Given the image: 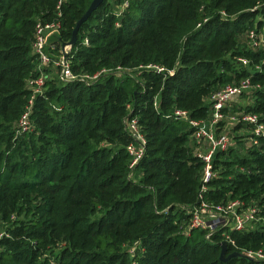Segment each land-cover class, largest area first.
<instances>
[{
  "label": "trees",
  "instance_id": "16d2710c",
  "mask_svg": "<svg viewBox=\"0 0 264 264\" xmlns=\"http://www.w3.org/2000/svg\"><path fill=\"white\" fill-rule=\"evenodd\" d=\"M91 2L67 0L58 16V0H0V264H264L223 261L220 233L186 230L184 206L200 204L204 165L195 128L174 114L206 119L211 95L246 77L261 88L233 110L264 114L263 52L245 43L249 30H264V0H104L69 58L75 73L107 72L91 85L49 79L34 95L37 20H60L68 42ZM31 99L33 128L18 134ZM128 116L147 139L134 169ZM213 163L204 200L256 203L264 219V137L218 151ZM230 234L227 254L264 251V224Z\"/></svg>",
  "mask_w": 264,
  "mask_h": 264
},
{
  "label": "built area",
  "instance_id": "2783aa9c",
  "mask_svg": "<svg viewBox=\"0 0 264 264\" xmlns=\"http://www.w3.org/2000/svg\"><path fill=\"white\" fill-rule=\"evenodd\" d=\"M65 1L67 0H58V16L61 15V6ZM127 5L128 1H124L118 6L117 14H121ZM60 30V20L45 22L38 19L36 22L32 53L38 60V73L36 76L27 79V87L33 91L34 95L44 92L45 84L49 79L56 78L63 84L78 80L86 85H91L107 72L103 69L94 74L75 73L69 58L72 45L63 42V47L59 50L54 47L56 42L52 39L55 36L60 39ZM245 43L250 49L263 52L262 62L264 63V30H249L245 35ZM85 44H88L87 39H85ZM239 60L245 66L250 63L246 58H239ZM157 68L161 70V68ZM256 68L261 69V64L256 65ZM54 71L55 73L52 76ZM118 71H120V68ZM260 88L261 85L254 84L250 77L243 78L237 84L223 86L211 95L212 111L206 119H192L187 110L176 109L174 112L176 117L189 120V123L195 128L193 152L204 165L200 204L184 206L186 212L190 215L186 230L188 231L191 228L205 230L206 239L208 240L213 234L220 233V242L226 241L228 246L231 243L236 247L230 234L231 231L247 230L250 223L261 219L258 215L259 208L256 203L244 206L240 199H229L222 203L207 202L204 200L203 194L207 191L209 182L217 176L213 163L214 155L218 151H226L229 148L237 147L231 131L226 129L227 126L223 127L225 123L248 129V148L258 145L260 138L264 137V114L249 112L245 109L233 110V106L243 97H246L249 100L248 103L251 104L254 92ZM32 101L33 99L30 100V104L18 122V134L31 130ZM124 124L125 130L132 138L126 149L131 156L130 167L134 169L145 155L147 139L138 117L128 116L124 120ZM4 236H8L7 231L0 229V239ZM235 251H241L257 260H264V251L262 250L235 249ZM52 264H54V260H52Z\"/></svg>",
  "mask_w": 264,
  "mask_h": 264
},
{
  "label": "rangeland",
  "instance_id": "374dc122",
  "mask_svg": "<svg viewBox=\"0 0 264 264\" xmlns=\"http://www.w3.org/2000/svg\"><path fill=\"white\" fill-rule=\"evenodd\" d=\"M52 41L56 42V44H54V47H56L57 50H59L60 48L63 47V42H60L59 37L55 36L52 39ZM54 73H55V71L52 73V76H53ZM45 90L46 89L44 88V91ZM248 102H249V100L246 97H243L235 105H238L239 107L242 108V107H245L246 105H249ZM225 126H227L226 129L231 131L232 136H234L235 144L237 145V147H240V148L244 147V149L247 150L248 149V141H249L248 140L249 133L247 132L248 129L245 128V127L241 128V126L231 125L229 123H225V125L223 127H225ZM32 128H33V125L31 124V129ZM263 224H264V219L261 218V219L255 220L254 222L250 223L249 224V228H254L255 229V228L260 227ZM0 226H1L0 227L1 230H5L7 224L5 222L0 221Z\"/></svg>",
  "mask_w": 264,
  "mask_h": 264
},
{
  "label": "water",
  "instance_id": "95a60500",
  "mask_svg": "<svg viewBox=\"0 0 264 264\" xmlns=\"http://www.w3.org/2000/svg\"><path fill=\"white\" fill-rule=\"evenodd\" d=\"M104 0H92L90 6L88 7L87 11L82 15V17L77 21L75 30H74V35L72 37V39L70 41H68L67 43L70 45H74L76 40H77V33L79 31V28L81 27L82 23L85 22L90 15L92 14V12L97 9ZM221 245V252H220V259L223 261L228 260L229 258L233 257V256H238V257H245L247 259H251V260H257L254 259L248 255H246L245 253L241 252V251H234L230 254L228 253V243L226 241H223L220 243Z\"/></svg>",
  "mask_w": 264,
  "mask_h": 264
}]
</instances>
